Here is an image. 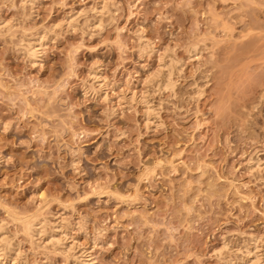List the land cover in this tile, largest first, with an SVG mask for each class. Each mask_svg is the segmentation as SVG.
I'll return each mask as SVG.
<instances>
[{"label": "rangeland", "instance_id": "rangeland-1", "mask_svg": "<svg viewBox=\"0 0 264 264\" xmlns=\"http://www.w3.org/2000/svg\"><path fill=\"white\" fill-rule=\"evenodd\" d=\"M77 257L264 264V0H0V264Z\"/></svg>", "mask_w": 264, "mask_h": 264}, {"label": "bare ground", "instance_id": "bare-ground-1", "mask_svg": "<svg viewBox=\"0 0 264 264\" xmlns=\"http://www.w3.org/2000/svg\"><path fill=\"white\" fill-rule=\"evenodd\" d=\"M28 42V41H27ZM30 42V41H29ZM34 43H36V41L34 42ZM34 43H33V45H34ZM37 43H38V41H37ZM29 47V48H28ZM40 47V46H39ZM27 48H28V50H27V52L29 53V56H30V54L33 56V57H37V55H38V50L35 48V46H32V45H29L28 44V46H27ZM95 76H98V75H95ZM169 76V75H168ZM163 86V85H162ZM152 108V107H151ZM150 110H152V109H150ZM150 112V111H149ZM249 162V161H248ZM251 162H252V168L253 167H255V168H257V169H260V167H261V165H260V162H259V158H257L256 160L255 159H253V157H252V159H250V164H251ZM255 168H253V169H255ZM261 170V169H260ZM259 170V171H260ZM258 171V170H257ZM33 226V225H32ZM36 228V227H35ZM58 229V228H57ZM3 237V236H2ZM253 238V237H252ZM53 239V241H54V239H58V238H56V237H54V238H52ZM56 241L57 240H55V243H56ZM60 241V240H59ZM59 241H57V242H59ZM66 241V240H65ZM253 242V241H252ZM255 244V243H254ZM258 244V243H257ZM249 245V244H248ZM251 245V244H250ZM227 246V245H226ZM225 246V247H226ZM255 246V245H254ZM9 249V248H8ZM245 252H247V253H249L250 251H252L250 248H245ZM6 253V252H5ZM246 253V254H247ZM250 254V253H249ZM85 255V254H84ZM87 256H88V253H87ZM91 256V255H90ZM86 258V257H85ZM87 258H89V257H87ZM76 260V263L75 264H90L91 263V261H92V263H93V258H89V259H85V260H88V261H85V260H81V259H79L78 257L75 259ZM1 263V262H0ZM5 263V262H4Z\"/></svg>", "mask_w": 264, "mask_h": 264}]
</instances>
